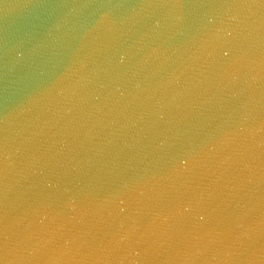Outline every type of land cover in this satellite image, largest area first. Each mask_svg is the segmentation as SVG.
Segmentation results:
<instances>
[{
	"label": "water",
	"instance_id": "95a60500",
	"mask_svg": "<svg viewBox=\"0 0 264 264\" xmlns=\"http://www.w3.org/2000/svg\"><path fill=\"white\" fill-rule=\"evenodd\" d=\"M0 264H264V0H0Z\"/></svg>",
	"mask_w": 264,
	"mask_h": 264
}]
</instances>
